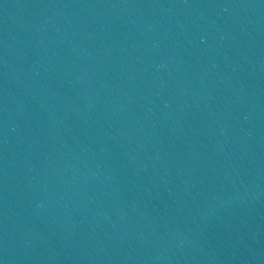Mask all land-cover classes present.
<instances>
[{"label": "water", "instance_id": "obj_1", "mask_svg": "<svg viewBox=\"0 0 264 264\" xmlns=\"http://www.w3.org/2000/svg\"><path fill=\"white\" fill-rule=\"evenodd\" d=\"M0 264H264V0H0Z\"/></svg>", "mask_w": 264, "mask_h": 264}]
</instances>
